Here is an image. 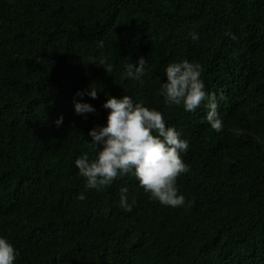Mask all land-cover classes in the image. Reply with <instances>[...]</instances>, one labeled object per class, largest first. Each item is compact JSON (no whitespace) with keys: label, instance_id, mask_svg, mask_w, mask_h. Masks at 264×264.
I'll return each instance as SVG.
<instances>
[{"label":"trees","instance_id":"obj_1","mask_svg":"<svg viewBox=\"0 0 264 264\" xmlns=\"http://www.w3.org/2000/svg\"><path fill=\"white\" fill-rule=\"evenodd\" d=\"M140 57L143 83L125 70ZM183 60L216 95L220 132L203 102L165 105L162 69ZM126 94L189 141L183 205L131 174L85 189L74 161L95 156L106 96ZM77 101L96 111L77 115ZM0 235L14 264H264V0H0Z\"/></svg>","mask_w":264,"mask_h":264},{"label":"clouds","instance_id":"obj_2","mask_svg":"<svg viewBox=\"0 0 264 264\" xmlns=\"http://www.w3.org/2000/svg\"><path fill=\"white\" fill-rule=\"evenodd\" d=\"M192 38L198 39L194 33ZM100 47L104 41L99 42ZM125 65L129 79L143 83L145 62L143 57L133 63L129 59ZM100 63H104L101 59ZM107 70V69H106ZM167 82L160 84V94L165 105L183 107L185 112H195L203 102L206 109L204 120L211 129L220 132L222 121L218 113V101L215 94L205 89L201 79V66L198 63L183 60L168 63L162 69ZM95 85L86 93L92 99L97 98ZM103 108L108 111L106 125L89 130L90 145L95 156L87 152L77 156L74 164L78 174L85 179V189L101 190L110 186L117 177L133 175L141 188L150 194V199L162 205L177 207L184 204L185 197L176 186L177 177L188 172L189 166L183 161L181 153H186L189 141L174 126H166L163 114L155 108L145 107L126 94L122 98L106 96ZM77 115L94 113L96 109L85 102H74ZM59 118L57 123H62ZM120 206L132 211L135 199L129 202L128 188H120ZM85 199L81 193L78 197ZM17 250L7 237L0 235V264H14Z\"/></svg>","mask_w":264,"mask_h":264}]
</instances>
